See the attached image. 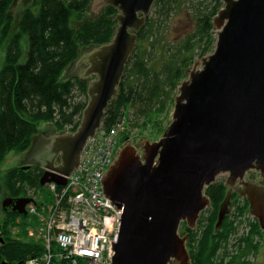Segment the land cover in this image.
<instances>
[{"label": "water", "instance_id": "1", "mask_svg": "<svg viewBox=\"0 0 264 264\" xmlns=\"http://www.w3.org/2000/svg\"><path fill=\"white\" fill-rule=\"evenodd\" d=\"M212 19L214 52L199 70H188L176 98L172 121L162 138L141 146L127 144L101 177L104 195L122 210L111 264H191L186 223L191 229L210 207L205 189L218 176L227 184L243 180L255 163L264 170V0H223ZM155 0H95L90 10L114 6L119 12L113 38L75 62L87 87L88 103L75 132L56 133L41 147L35 161L45 169L40 186L65 185L77 167L87 139L100 126L116 96L125 65L137 44ZM85 73V74H84ZM106 174V175H105ZM248 213L264 230V188L242 182ZM232 189L219 206L216 229L229 212ZM28 198L3 201L12 212L26 215ZM0 238V244L2 243Z\"/></svg>", "mask_w": 264, "mask_h": 264}, {"label": "trees", "instance_id": "2", "mask_svg": "<svg viewBox=\"0 0 264 264\" xmlns=\"http://www.w3.org/2000/svg\"><path fill=\"white\" fill-rule=\"evenodd\" d=\"M14 2L0 0V167L9 153L21 154L31 147L42 124L51 123L57 131L67 127L76 130L86 105L88 82L78 77L62 78L63 73L82 49L108 44L118 24L119 10L114 6H106L90 17L91 0H31L19 18L10 13ZM177 4L178 0H155L152 8L157 17L172 15ZM222 7L221 0L200 3L194 12L195 31L164 54L158 69L151 65L148 49L153 47L150 39L157 29L156 19L147 18L137 34L117 94L104 111L103 126L110 128L123 117L130 118L128 109L134 110L135 126L141 121L145 125V121L165 112L194 58L206 55L214 43L212 19ZM145 41L147 49L141 50ZM41 175L38 169L9 168L0 173V194L15 199L25 197L28 190L37 192ZM205 194L210 207L200 215L197 228L186 225L182 231V236L188 235L186 248L191 264H250L245 258L257 252L259 242L255 238L264 241L256 220L249 222L248 233L228 249L236 221L248 214V203L243 200L240 205L238 196L231 197L234 211L216 229L227 188L223 182H214ZM1 217L0 238L4 243L0 259L4 264H23L32 255L33 246L12 238L10 228L16 226L15 220L26 216L3 211Z\"/></svg>", "mask_w": 264, "mask_h": 264}, {"label": "built area", "instance_id": "3", "mask_svg": "<svg viewBox=\"0 0 264 264\" xmlns=\"http://www.w3.org/2000/svg\"><path fill=\"white\" fill-rule=\"evenodd\" d=\"M127 121L123 117L111 129L101 123L87 139L66 187L55 194L54 205L45 213L34 208L27 212L40 222L38 230L29 229L27 235L41 240L42 252L26 264L111 263V244L117 240L122 210L104 195L101 177L118 148L130 141Z\"/></svg>", "mask_w": 264, "mask_h": 264}, {"label": "rangeland", "instance_id": "4", "mask_svg": "<svg viewBox=\"0 0 264 264\" xmlns=\"http://www.w3.org/2000/svg\"><path fill=\"white\" fill-rule=\"evenodd\" d=\"M209 0H178V4L176 7V10L172 12V15H162L157 17L155 9H151L149 15L146 17L156 19L155 24L157 26L156 31L154 32L153 36L151 37V41L153 42V47H148L149 49V57L151 58V65L154 66L155 69H158L160 66V63L162 60H164V54H168L169 50H173L175 46H178L185 41L189 36L193 34L195 31L196 21L194 20V12L196 9L200 6V3H205ZM222 1V4L224 6V1ZM95 0H91V4L94 5ZM31 0H15L13 3L10 13L14 18H19V16L22 14L24 9L28 6H30ZM105 8V7H104ZM103 8V9H104ZM102 9V10H103ZM102 10L100 12H102ZM99 12L91 11L89 10V16L95 17ZM216 28L214 27L213 30V38L215 39L214 43L212 45H209V51L204 55L203 57H195L193 60V63L188 68V70H199L201 68V62L204 58H207L210 56L215 49L216 44V36H215ZM25 43V38L23 39V44ZM148 43L145 41L143 42L141 46V50H146ZM95 47L91 48H84L81 50L80 56L83 54H86L88 51L93 50ZM176 48V47H175ZM79 56V57H80ZM1 64V61H0ZM76 62H74L64 73L62 78L66 77H78L82 78L83 75L80 74V71H85V69L88 68V62L83 63L81 66H76ZM189 74L186 73L185 78L183 80H186L188 78ZM95 79V76H92L86 81L89 82L91 80ZM183 80L180 82L179 86L176 88V90L173 92L171 103H168V106L166 108V111L163 112L159 117H153L150 121H145V125H143V121L139 122V126L136 125V121L133 120V109H128L127 114L129 123L126 124V130L125 133L127 136L130 137V141L127 143L131 145L132 147H141L145 145L146 141L148 143H153L159 141L164 131L167 129V127L170 125L172 121V116L174 112V105L177 96L179 95V87ZM127 120V116H126ZM127 121V122H128ZM40 132L37 134V136L34 139V143H36V147L42 145L44 143V137L48 136L50 133L55 131L56 129L51 123H45L42 124L40 127ZM67 131V130H65ZM63 131V132H65ZM56 132H58L56 130ZM38 143V144H37ZM119 149V148H118ZM137 149V148H136ZM140 149H138L139 151ZM142 150V149H141ZM118 151V150H117ZM142 151H139L138 153L141 154ZM26 153L22 154H15V153H9L7 157L5 158V161L2 163L0 167V173L1 175L3 172L8 170L12 167H19L21 166L25 160H26ZM143 154V153H142ZM229 175L228 174H222L217 177L216 182H223L224 184H227ZM230 186V185H229ZM227 184V187H229ZM29 195L35 194L33 191L28 192ZM37 200L39 202H45L50 203L52 201V194L49 191V189L46 186H43L40 188L38 192H36ZM8 197L6 194L1 193L0 194V222L3 221L1 217L3 214L2 210V201L4 198ZM239 200L241 202H239ZM237 200L240 205H242V201L240 198ZM208 209V208H207ZM205 209L202 213H205L207 211ZM234 211V209H232ZM33 216L27 215L24 218L19 219L18 221L15 220V224L17 225L18 237L21 239H24L26 241H29V237L27 235V231L29 229H33V232H36L40 226V222H36L32 219ZM200 217V216H199ZM199 220V219H198ZM255 219L251 217L248 214L241 217L236 221V229L235 233L230 238V241L228 243V249L231 250L233 247L232 245H236L237 239L243 235H246L249 230V222H253ZM198 221L195 222L194 226L191 227V229L195 230L197 228ZM186 223L181 224L179 228V234L182 236V231L184 229V226H186ZM13 231H15V225L10 228V234L14 236ZM264 232V230H262ZM257 242H259V247L257 249L256 253L250 252L247 254L245 260L248 261L250 264H264V241L258 239V237L255 238ZM235 243V244H234ZM173 264H177L173 262Z\"/></svg>", "mask_w": 264, "mask_h": 264}, {"label": "bare ground", "instance_id": "5", "mask_svg": "<svg viewBox=\"0 0 264 264\" xmlns=\"http://www.w3.org/2000/svg\"><path fill=\"white\" fill-rule=\"evenodd\" d=\"M223 8V7H222ZM221 8V9H222ZM220 9V10H221ZM187 71H188V69H187ZM187 71H186V73H187ZM189 77V76H188ZM87 103H88V96L86 97V105H87ZM86 105H85V107H86ZM83 112V111H82ZM81 118H82V116H81ZM81 118H80V121H81ZM80 123V122H79ZM102 123V122H101ZM114 126V125H113ZM113 126H111L110 128H108V127H105L106 129H111V128H113ZM77 129V128H76ZM65 130H67V131H65ZM64 131L65 132H63V131H58V133H66V132H75V131H71L70 130V128L69 127H67L66 129H65ZM56 131V130H55ZM94 135V134H93ZM90 137H92V136H90ZM89 137V138H90ZM126 143H128V142H126ZM85 146V145H84ZM122 146V145H121ZM120 146V147H121ZM120 147H119V149H118V151L120 150ZM83 149V148H82ZM31 150V148H29L27 151H25V152H29ZM82 151V150H81ZM118 151H117V153H116V156H117V154H118ZM25 152H23V153H25ZM26 153V154H27ZM22 154V153H21ZM81 154V153H80ZM33 155V154H32ZM115 156V157H116ZM80 157H81V155L79 156V161H80ZM34 157H32V159H33ZM114 160H115V158H114ZM114 162V161H113ZM35 163H36V161H35ZM36 164H38V163H36ZM78 164H79V162H78ZM39 165V167L42 169V170H40V171H42V174L44 173V171H45V169L40 165V164H38ZM18 167V166H17ZM20 167V166H19ZM77 167H78V165H77ZM77 167L76 168H74V170L69 174V176L72 174V173H74L75 172V170L77 169ZM110 167V166H109ZM109 167H107V169H106V172H107V170H108V168ZM20 168H22L24 171L26 170V169H28V167H20ZM42 176V175H41ZM69 176H65V181H66V184L65 185H56L55 183H47V184H45L44 186H46L48 189H49V191L51 192V194H52V201L50 202V203H45V202H39L38 200H37V197L35 196L36 195V192L34 191V190H28L27 191V195L25 196V197H20V198H28V199H31L32 200V202L31 203H29L28 205H26V207H25V211H26V215H27V212L31 209V208H34L37 212H43V213H45L44 211L46 210V209H48L49 207H52L53 205H54V202H55V194L56 193H60L65 187H66V185H67V178L69 177ZM40 185V184H39ZM40 187H43V186H40ZM29 191H33L35 194H32V195H29L28 194V192ZM38 192V191H37ZM7 198H10V199H13V200H16V199H20V198H11V197H7ZM6 198V199H7ZM5 200V199H4ZM3 200V201H4ZM3 201H2V203H3ZM3 207V206H2ZM25 215V216H26ZM32 219H34L35 220V223L37 222H39L38 220H37V218L36 217H32ZM120 220H121V218H120ZM17 225L18 224H16V226H15V231H13V234H14V236H12V238H14L15 240H19V241H22V242H25V243H29V244H31L32 246H33V253H32V255L31 256H29V258H27L26 260H25V262L23 263V264H26L30 259H32V258H35V257H37V256H39L40 254H41V252H42V242H41V240H39V239H35V238H29V241H26V240H24V239H21L20 237H18V232H19V230L17 229ZM2 239V238H1ZM2 241H3V239H2ZM116 242H117V240H116ZM112 252H113V254H112V256L114 255V251H113V249H112ZM112 256H111V262H112ZM111 264V263H110Z\"/></svg>", "mask_w": 264, "mask_h": 264}, {"label": "flooded vegetation", "instance_id": "6", "mask_svg": "<svg viewBox=\"0 0 264 264\" xmlns=\"http://www.w3.org/2000/svg\"><path fill=\"white\" fill-rule=\"evenodd\" d=\"M153 7V6H152ZM146 23V22H145ZM141 30V29H140ZM85 74V73H84ZM38 144V143H37ZM125 145H127V143L123 144L120 148L124 147ZM35 147H36V143L33 142V145L31 146V151H29L27 154H26V160L25 162L20 166V167H28V169L26 170H32V169H38V170H42L38 164L35 163V155H36V152L35 151ZM40 146L36 147V148H39ZM137 148V152L139 151H142L141 147H136ZM138 149H140L138 151ZM34 150V151H33ZM143 152H141V154H139V156H142ZM33 154V155H32ZM32 157H34L32 159ZM117 157V156H116ZM116 159V158H115ZM106 175V174H105ZM242 182H246V183H252V184H256L258 185L259 187L261 188H264V170L261 169L260 165L255 163L253 165V168L249 169L246 173H245V176L243 178V180H237L234 184H231L229 187H227V184H224L225 187L227 188V192L229 190V188L232 189V194L233 196L231 195V197L235 198V196H238L241 200H245L246 201V198L242 197L240 194H239V190H242L243 187L240 185ZM7 198V197H6ZM4 198V199H6ZM247 202V201H246ZM233 204L231 202V199H230V206H229V212L228 214L230 213V211H232L233 209ZM2 210L6 213V212H12V207L11 205L7 208H3L2 207ZM202 214V213H201ZM200 214V215H201ZM227 214V215H228ZM226 215V216H227ZM222 226V224H221ZM220 226V228H221ZM219 228V229H220ZM249 231V230H248ZM4 243V240L3 242L0 244V246ZM0 264H4L3 261H1L0 259ZM10 264V263H9Z\"/></svg>", "mask_w": 264, "mask_h": 264}, {"label": "crops", "instance_id": "7", "mask_svg": "<svg viewBox=\"0 0 264 264\" xmlns=\"http://www.w3.org/2000/svg\"><path fill=\"white\" fill-rule=\"evenodd\" d=\"M39 132H40V131H39ZM56 133H58V132L53 131V132L50 133L48 136L44 137V143H45L50 137H52V136H53L54 134H56ZM60 134H61V133H60ZM44 143H43V144H44ZM43 144H42V145H43ZM32 145H33V144H32ZM32 145H31V146H32ZM42 145H40L39 148H36V147H35V151L33 150L34 152H36L35 159H36V157H37V155H38V153H39V151H40ZM30 148H31V147H30ZM32 149H33V148H32ZM32 149H31V150H32ZM31 150H30V151H31ZM36 163H38V164H40V165L42 164V163H40L39 161H36ZM42 165H43V164H42ZM42 165H41V166H42Z\"/></svg>", "mask_w": 264, "mask_h": 264}]
</instances>
